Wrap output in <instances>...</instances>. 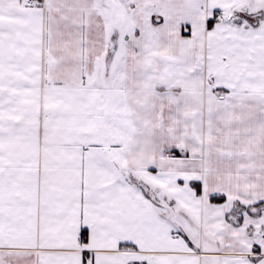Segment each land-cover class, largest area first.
I'll list each match as a JSON object with an SVG mask.
<instances>
[{
  "label": "snow or ice",
  "instance_id": "obj_1",
  "mask_svg": "<svg viewBox=\"0 0 264 264\" xmlns=\"http://www.w3.org/2000/svg\"><path fill=\"white\" fill-rule=\"evenodd\" d=\"M0 264H264V0H0Z\"/></svg>",
  "mask_w": 264,
  "mask_h": 264
}]
</instances>
